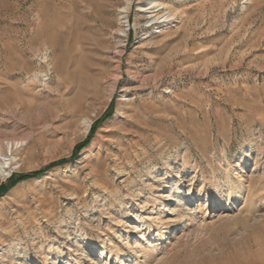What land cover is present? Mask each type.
Masks as SVG:
<instances>
[{
  "label": "rangeland",
  "instance_id": "374dc122",
  "mask_svg": "<svg viewBox=\"0 0 264 264\" xmlns=\"http://www.w3.org/2000/svg\"><path fill=\"white\" fill-rule=\"evenodd\" d=\"M11 141L0 264H264V0H0Z\"/></svg>",
  "mask_w": 264,
  "mask_h": 264
},
{
  "label": "bare ground",
  "instance_id": "6f19581e",
  "mask_svg": "<svg viewBox=\"0 0 264 264\" xmlns=\"http://www.w3.org/2000/svg\"><path fill=\"white\" fill-rule=\"evenodd\" d=\"M22 145H23V142H21V141H11V142H8L7 144L5 143L4 145H0V156L7 157L9 150H11L12 153L17 152L18 147L22 146ZM253 177L257 178L256 175H254ZM160 238H163V236H160ZM159 240L162 241L163 239H159Z\"/></svg>",
  "mask_w": 264,
  "mask_h": 264
}]
</instances>
